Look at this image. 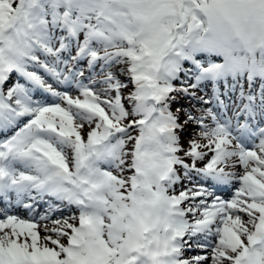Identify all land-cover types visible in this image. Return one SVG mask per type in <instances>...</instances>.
<instances>
[{
  "label": "snow or ice",
  "instance_id": "1",
  "mask_svg": "<svg viewBox=\"0 0 264 264\" xmlns=\"http://www.w3.org/2000/svg\"><path fill=\"white\" fill-rule=\"evenodd\" d=\"M0 264H264V0H0Z\"/></svg>",
  "mask_w": 264,
  "mask_h": 264
},
{
  "label": "rangeland",
  "instance_id": "2",
  "mask_svg": "<svg viewBox=\"0 0 264 264\" xmlns=\"http://www.w3.org/2000/svg\"><path fill=\"white\" fill-rule=\"evenodd\" d=\"M179 103H180V104H183L185 107H189L188 102H187L186 100H184V99H181ZM178 106H179V104H177V105H173V110H175V108L178 107ZM194 111H195V110H194ZM191 134H192V130H191V128H189V129L186 131V133L182 136V143L185 145V147H187V140H188V137H189ZM232 170H233V171H241V169H239V168L232 169ZM235 187H238V184H234V186H233V188L231 189V191H232ZM230 195H231V194H230ZM230 195L225 196L226 199L229 198ZM191 255H192V253H190L189 256H191Z\"/></svg>",
  "mask_w": 264,
  "mask_h": 264
}]
</instances>
